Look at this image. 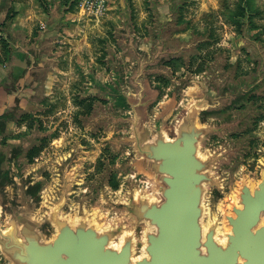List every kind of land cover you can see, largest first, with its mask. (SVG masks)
Listing matches in <instances>:
<instances>
[{
	"label": "rangeland",
	"instance_id": "1",
	"mask_svg": "<svg viewBox=\"0 0 264 264\" xmlns=\"http://www.w3.org/2000/svg\"><path fill=\"white\" fill-rule=\"evenodd\" d=\"M52 1L0 0V16L6 12L0 21V79L10 67L19 71L24 66L23 53L12 50L7 39L16 46L13 38H18V44L34 55L37 45L42 51L39 59L44 67L34 71V95L11 118L2 120L0 135V170L10 175L17 169L41 189L38 205L22 200V207L35 219L45 221V203L56 196L68 199L63 214L69 219H74L77 208L110 216L103 192L114 198L129 176L137 184L153 186L122 141L129 126L111 117L125 111L106 91L120 76L124 92L134 94L128 77L137 60L130 44L148 61L159 30L161 51L168 54L153 67L150 83L158 91L147 94L156 102L146 121L151 124L159 117L171 134L193 96L210 91L214 97L242 84L247 89L258 79L262 84L245 100L205 118L217 124L230 119L226 132L210 138L205 148L211 151L223 145L227 151L236 150L215 172L225 193L223 198H211V211L226 203L242 173L252 183L257 180L264 158V0H113L112 9L99 22L79 17L65 0H54L53 21ZM22 4L30 11L27 22L19 21L25 13L19 9ZM38 5L44 13L41 18ZM63 175L71 189H56L63 184ZM4 192L9 207L14 187L8 185Z\"/></svg>",
	"mask_w": 264,
	"mask_h": 264
},
{
	"label": "water",
	"instance_id": "2",
	"mask_svg": "<svg viewBox=\"0 0 264 264\" xmlns=\"http://www.w3.org/2000/svg\"><path fill=\"white\" fill-rule=\"evenodd\" d=\"M8 44L23 53L24 66L19 71L10 67L0 80V135L2 120L11 118L33 97L34 71L44 67L38 45L34 55L18 43ZM162 44L159 30L155 51L147 61L131 43L137 61L128 80L134 94L124 92L120 76L106 91L125 111L111 117L129 126L130 133L122 141L153 186L137 184L129 176L114 198L103 192L110 216L77 208L73 221L67 223L56 221L53 208L48 224L22 207L25 189H39V185L23 179L17 169L9 170L10 175L0 170V264H264V158L253 185L242 173L235 199L229 196L211 211V198H223L225 193L223 180L215 172L236 150L227 151L223 145L211 151L205 148L210 138L226 132L225 124L230 121L217 124L205 116L245 100L262 83L253 79L247 89L242 84L214 97L210 91L193 96L169 134L159 117L151 124L146 121V113L156 102L147 99L148 92L157 90L150 83L153 67L168 54L161 51ZM62 180L56 189H71L66 175ZM8 185L14 187L9 207L4 192ZM63 202L64 196L54 207H62ZM49 227L51 234L47 235Z\"/></svg>",
	"mask_w": 264,
	"mask_h": 264
},
{
	"label": "built area",
	"instance_id": "3",
	"mask_svg": "<svg viewBox=\"0 0 264 264\" xmlns=\"http://www.w3.org/2000/svg\"><path fill=\"white\" fill-rule=\"evenodd\" d=\"M113 0H77L75 11L83 19L99 22L112 9Z\"/></svg>",
	"mask_w": 264,
	"mask_h": 264
},
{
	"label": "flooded vegetation",
	"instance_id": "4",
	"mask_svg": "<svg viewBox=\"0 0 264 264\" xmlns=\"http://www.w3.org/2000/svg\"><path fill=\"white\" fill-rule=\"evenodd\" d=\"M162 89V88H161ZM164 90V89H163ZM152 107V106H151ZM180 114V113H179ZM209 115L205 116V117H208ZM178 117V116H177ZM41 191V189H25V193L23 194V198L26 199L28 198L31 202H35V205H38L39 204V201H40V198H39V192ZM54 201L53 200H48L46 201L45 203V209H46V212L45 214L43 215V218H45V221L48 223V215L49 213L53 210V208L56 209L55 211V215H56V221H64L66 220L67 223H70L73 221V217L72 219L70 218L69 219V215L67 214H63V210H64V206L66 205L67 207H69V203L67 202L68 199L65 200V202L62 203V207L60 205L54 207L55 205L58 204V202L61 200L58 198V196L54 197ZM43 201V200H42ZM41 201V203H42ZM67 202V203H66ZM32 214V213H31ZM60 219V220H59ZM49 224V223H48ZM48 229H50L51 231V228H47L46 230L48 231Z\"/></svg>",
	"mask_w": 264,
	"mask_h": 264
},
{
	"label": "crops",
	"instance_id": "5",
	"mask_svg": "<svg viewBox=\"0 0 264 264\" xmlns=\"http://www.w3.org/2000/svg\"><path fill=\"white\" fill-rule=\"evenodd\" d=\"M54 0L51 2L52 4L49 6V7H53V9H52V11H51V20H53V21H55V14H54V8H55V5H54ZM31 4V3H30ZM33 6H35L34 4H33ZM28 6H26L25 4H22V5H19V9H21V10H23V12L25 11V13L23 14V18H20L19 19V21H22V22H27V17L28 16H30V14H29V9L27 8ZM37 8H36V10H37V13H38V15L40 16V18L41 17H43V10L39 7V5L38 6H36ZM20 10V11H21ZM5 12V11H4ZM22 12V11H21ZM4 14V13H3ZM1 15L0 16V21H4V19L6 18L5 17V15H6V12H5V15ZM36 16V15H35ZM17 34H19V35H21V34H24V35H27V34H30V33H17ZM8 36H9V38L10 39H12V35H11V33H9L8 34ZM16 40V43H19V39L18 38H13V41H15ZM19 40V41H18ZM7 41L10 43V45H12V46H14V44H12V42H10L8 39H7ZM11 47V46H10ZM12 49V48H11ZM12 50H15V49H12ZM1 80V79H0Z\"/></svg>",
	"mask_w": 264,
	"mask_h": 264
},
{
	"label": "trees",
	"instance_id": "6",
	"mask_svg": "<svg viewBox=\"0 0 264 264\" xmlns=\"http://www.w3.org/2000/svg\"><path fill=\"white\" fill-rule=\"evenodd\" d=\"M66 1V3H70V7H72L73 9H75V6H76V4H77V0H65ZM9 18V16H7V19ZM5 43V42H4ZM113 185V187L116 189V187H117V184L116 183H113L112 184Z\"/></svg>",
	"mask_w": 264,
	"mask_h": 264
},
{
	"label": "bare ground",
	"instance_id": "7",
	"mask_svg": "<svg viewBox=\"0 0 264 264\" xmlns=\"http://www.w3.org/2000/svg\"><path fill=\"white\" fill-rule=\"evenodd\" d=\"M250 185H253V183H250ZM231 199H235L234 198V190L231 192V196H230ZM96 214V212L93 213V215Z\"/></svg>",
	"mask_w": 264,
	"mask_h": 264
}]
</instances>
